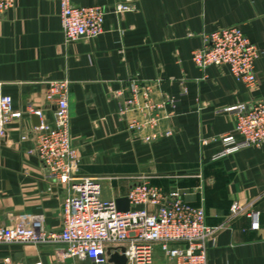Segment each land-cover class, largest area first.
Listing matches in <instances>:
<instances>
[{"label": "crops", "instance_id": "0c3cea01", "mask_svg": "<svg viewBox=\"0 0 264 264\" xmlns=\"http://www.w3.org/2000/svg\"><path fill=\"white\" fill-rule=\"evenodd\" d=\"M125 1L72 0L108 14L100 37L71 43L63 38L57 0H16L0 18V96L21 114L0 138V227L38 222L48 232L61 229L67 187L31 153L39 128L31 116L39 112L40 123L52 126L46 83L68 81L78 180H94L104 200L127 198L144 181L166 194L178 191L204 209L208 226L220 228L207 242V264H264V143L211 161L223 136L240 139L229 110L264 99V0H130L129 11L115 14ZM230 27L258 50L254 89L225 67L202 72L191 60L209 34ZM129 80L159 82L152 97L172 102L160 123L170 136L145 143L126 130L117 94ZM236 202L246 210L232 217ZM64 250L0 246V264H93L64 258ZM150 264L175 263L155 246Z\"/></svg>", "mask_w": 264, "mask_h": 264}, {"label": "built area", "instance_id": "2783aa9c", "mask_svg": "<svg viewBox=\"0 0 264 264\" xmlns=\"http://www.w3.org/2000/svg\"><path fill=\"white\" fill-rule=\"evenodd\" d=\"M66 43L93 40L104 33L107 11L101 6L76 7L72 0H57ZM16 0H0V18L14 9ZM130 0L116 6L114 13L130 10ZM257 48L239 28L230 27L209 34L202 48L194 50L191 60L202 72L210 67H225L238 82L249 89L256 87L254 72ZM159 82L129 80L121 99L118 115L126 130L145 143L168 137L170 131L160 123L170 116V101H155L153 90ZM70 82L46 83V101L54 107L52 126L41 124L31 153L58 185L67 187L61 206V229L48 232L38 222L0 227V246L61 245L64 258L106 264L108 249H125L127 264H150L155 246L175 264H207V242L220 228L206 224L203 208L184 202L178 191L169 194L144 181L128 196L129 211L117 209L114 200L101 197L100 186L92 179L78 180V155L71 143L68 96ZM235 114V132L221 138L222 150L212 156L216 162L244 149L264 143V99L240 104L229 110ZM29 113H32L30 111ZM39 116V112H35ZM20 113L13 112L12 99L0 96V138ZM147 208H152L151 210ZM246 205L234 203L232 217L244 213Z\"/></svg>", "mask_w": 264, "mask_h": 264}, {"label": "water", "instance_id": "95a60500", "mask_svg": "<svg viewBox=\"0 0 264 264\" xmlns=\"http://www.w3.org/2000/svg\"><path fill=\"white\" fill-rule=\"evenodd\" d=\"M31 120L34 123L35 127H40L41 125L40 118L37 115L31 116ZM115 203L119 211H122V212L129 211L130 206H129V202L127 198L118 199L115 201ZM124 253H125L124 248H120L119 252L115 249H108L106 251V255L108 256V262L112 264H126L127 259Z\"/></svg>", "mask_w": 264, "mask_h": 264}]
</instances>
